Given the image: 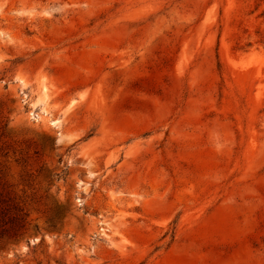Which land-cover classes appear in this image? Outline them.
<instances>
[{"label": "rangeland", "instance_id": "rangeland-1", "mask_svg": "<svg viewBox=\"0 0 264 264\" xmlns=\"http://www.w3.org/2000/svg\"><path fill=\"white\" fill-rule=\"evenodd\" d=\"M0 264H264V0H0Z\"/></svg>", "mask_w": 264, "mask_h": 264}, {"label": "clouds", "instance_id": "clouds-1", "mask_svg": "<svg viewBox=\"0 0 264 264\" xmlns=\"http://www.w3.org/2000/svg\"><path fill=\"white\" fill-rule=\"evenodd\" d=\"M226 145L225 144H216L215 147L216 149L219 151V150H222Z\"/></svg>", "mask_w": 264, "mask_h": 264}]
</instances>
